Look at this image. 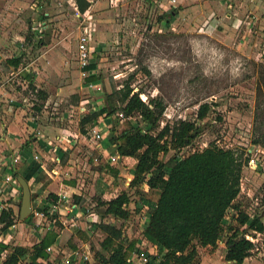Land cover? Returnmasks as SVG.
Segmentation results:
<instances>
[{
    "label": "rangeland",
    "instance_id": "rangeland-1",
    "mask_svg": "<svg viewBox=\"0 0 264 264\" xmlns=\"http://www.w3.org/2000/svg\"><path fill=\"white\" fill-rule=\"evenodd\" d=\"M91 1L92 13L83 21L76 15L75 0H0V88L15 93V110L20 109L23 125L29 130L22 135L23 139L39 147L37 136L43 132L32 126L33 120L39 126L78 133L80 110L94 112L106 102L120 105L118 92L126 85L140 93L146 103L152 98L164 102L161 128L178 120L197 121L200 105L209 103L208 118L201 123L204 130L178 155L187 157L211 144L246 152L257 165L253 168L249 161L244 167L237 204L249 217H259L264 224V0H225L229 9L216 23L215 17L209 16L210 12L205 9V0H176L175 4L170 0ZM172 8H180L179 17L168 27L163 14ZM43 16L47 17L45 21ZM85 28L96 32L95 52L91 51L98 67L97 76L103 81L99 92L87 88V75L82 73L79 64L78 45ZM98 46L103 47L98 50ZM16 57L22 58L20 67L9 68L6 61ZM28 75L34 77L33 86L45 92L47 98L29 87ZM111 94L109 100L106 96ZM136 119L141 121L138 116L129 119L117 114L112 119V127L121 133ZM12 136L8 135L7 128L0 131V170L7 167L5 153L11 151V157L21 149L20 143L13 145L18 141L16 135ZM6 137L12 145L4 141ZM85 142L89 144L88 140ZM85 142L77 144L79 151H73L76 158L71 160L75 165H69L66 158L60 166V172L73 168L69 173L73 179L69 181L85 186L86 194L79 205L90 213L100 214L103 209L98 206L99 199L108 200L127 191L131 196L128 207L132 215L116 226L129 242L144 243L137 250L160 258L158 249L143 231L149 211L136 210L141 198L145 202L155 201L158 192L145 193L140 183L127 187V179L123 177L113 182L103 174L104 169L110 166L128 174L134 162L123 164L121 160L113 167L95 144ZM175 154L170 152L163 157L164 161L168 162ZM5 178L0 176V202L10 206L18 198L4 190ZM96 179L98 187L102 186L100 193L93 189ZM21 202L22 193L20 207L15 212L16 228L10 237H13L12 252H22L36 244L47 228H36L34 218L33 226H20L23 224L19 219ZM234 213L230 211L228 220L242 232L246 227L232 220ZM86 216L77 222H86ZM60 224L58 221L56 231L64 228ZM102 235L100 230H94L82 240L100 253L97 249L102 250L100 246L105 238ZM245 236L254 243V249L244 264H264V232H249ZM195 247L196 264H228L224 239L216 247H201L197 242ZM102 252L108 256L106 251ZM63 258L61 253L54 254L50 261H40V264H63ZM0 264L4 261L0 260ZM22 264L29 263L26 260ZM96 264L103 263L98 260Z\"/></svg>",
    "mask_w": 264,
    "mask_h": 264
},
{
    "label": "trees",
    "instance_id": "trees-1",
    "mask_svg": "<svg viewBox=\"0 0 264 264\" xmlns=\"http://www.w3.org/2000/svg\"><path fill=\"white\" fill-rule=\"evenodd\" d=\"M75 3L81 13L91 6L88 0H76ZM179 9L172 8L163 14L166 26L170 27L178 19ZM41 18L42 21L47 19L45 16ZM6 63L17 69L22 63V58L8 59ZM96 68L97 63L91 62L85 69L91 72ZM27 78L29 87L38 94L41 93L33 86L34 77L28 75ZM86 81L87 84H96L101 82V78L92 74ZM118 94L120 105L106 102L100 110L82 119L80 130L86 133L85 128L88 125H96L101 117H111L117 113L122 114L124 118L132 119L138 116L141 119H136L121 133H117L115 128L112 129L107 141L121 160H137L135 170L138 175L131 186L146 181L150 192L160 191L157 203L151 204L144 226V234L156 246L160 258L144 252L149 258L147 264H196L195 242L201 247H216L223 239L226 244V262L244 264L254 249V243L245 235L249 232H264L261 219L249 217L237 204L244 167L248 165L250 156L247 157L246 152L211 144L202 151L180 157L178 153L191 146L204 130L201 123L208 118L211 104L200 105L198 122L178 120L161 128V119L166 109L162 100L152 98L146 103L141 94L135 93L129 85L119 90ZM112 95L106 97L110 100ZM27 146L28 144H25L22 149ZM172 151L177 154L165 162L163 157ZM22 162L21 170L12 169L13 178L23 177L28 183H33L31 189L44 182L45 171L33 156L30 159L24 157ZM106 169L115 177L119 175V169L110 166ZM52 197L57 200L55 195ZM142 200L145 202L144 198ZM97 202L103 209L100 212L101 220L109 216L120 221H128L131 218L132 212L128 209L131 196L127 191L109 201L99 199ZM231 210L235 212L232 220L246 227L244 231L239 232L230 224L228 215ZM32 217L29 216L24 223L30 224ZM0 222L3 224V233L15 225L11 207L2 212ZM96 229L106 233L101 247L108 253L106 257L96 254L97 260L103 264H135L132 257L134 254H141V251L136 249V241L129 242L122 229L114 225L98 224ZM82 237L86 239L85 235ZM52 244L54 242L45 236L29 250L14 251L6 257L5 264H21L22 258L29 254V264H40V260L50 259L47 250ZM9 249V246L0 244V255Z\"/></svg>",
    "mask_w": 264,
    "mask_h": 264
},
{
    "label": "crops",
    "instance_id": "crops-1",
    "mask_svg": "<svg viewBox=\"0 0 264 264\" xmlns=\"http://www.w3.org/2000/svg\"><path fill=\"white\" fill-rule=\"evenodd\" d=\"M88 1L92 3L91 0H88ZM205 9L207 10V12H210L209 16L215 17L214 23H216L218 19H220L222 16H224L227 13L229 8L226 7L225 0H205ZM257 9H260L259 5L257 6ZM173 29L177 30V27L174 26ZM92 35H93L92 41L90 42L89 47H90V50L94 51L96 32H92ZM102 47L103 46H100L98 50H100ZM94 52L92 53V55L94 54ZM91 62H95L93 59V56H92ZM9 68H12V66L9 65ZM81 70L83 71L82 72L83 74L87 75V77L92 74L98 75V67L94 71H91V72H87L86 69L83 70L82 68ZM0 77H2V75ZM35 81L36 80L34 79V82ZM96 84L102 87L103 81L101 80L100 83H96ZM40 94L44 96L43 97L44 99L47 98V94L45 92L43 93L41 92ZM15 99H16V96H15V93H13V90L11 91L8 89L0 88V120L1 119L3 120V123L0 125V131L6 130L7 128L8 135L17 136L16 140L18 142H13V145L14 146L19 145L20 143V146H21L20 151L14 152L13 156L11 157H10V155L12 154L11 151L5 153L7 167L1 168L0 176L1 177L2 176L3 177L12 176L11 175L12 169L17 168L21 170L23 166L22 160H24V157L26 159H30L32 156L34 158L35 156L38 157L37 161L41 164L42 169L45 171V174H46L44 182L33 186V188L31 189L32 210H33L32 211V216H33L32 222L30 224H25L24 221H21L23 224H20V226H23V227L28 226V225L33 226V218L36 220L34 224L36 228L47 226L46 233L42 238H44L45 236H48L51 239V241L54 242V244H52L47 250V252L50 255V259L46 261H50L54 257V254L61 253V255H63L64 257L63 264H66V259H67V256L69 255L71 256V258L69 259L70 264H96L98 263V260L95 258L96 254H101L105 256L104 253L102 252L103 249L101 250L98 247L97 251L100 253L94 252V250H92V248H90L89 245L82 240V236L85 235L87 238L88 237L87 235H89L94 230H100L103 234L102 236L103 237L105 236L106 238L107 236L106 233H104L101 229H96V225L105 224V225L116 226L117 223H121L125 221H120L111 216L106 217L103 220H101L100 214H98L97 212L89 213L88 210L84 208V206L82 205L80 206L79 204L81 202V199L86 194V192L84 191L85 186H80L75 181H69V179H73V177H71L69 174L71 173L70 171H73V168L69 167L68 170H66L65 172H60L61 171L60 166L62 165V163L64 162L66 158H69V162H68L69 165H72V164L75 165V163L71 160L72 158L73 159L76 158V154H73V151L75 149L79 151L80 149L77 148V144L80 145V143L85 142L87 140L89 144L96 145V149L99 151V153L103 155V157H106L107 160L109 159L108 161H109V164H111V166L114 167V165L119 164L121 161L120 156L113 152V148L109 146L108 141H107L109 133L111 132L112 129H114L112 127L114 126L112 119L115 115L111 117L110 116L101 117L96 123V125H91V127L85 128L86 133H82L81 130L78 133L76 132L72 133L70 130H67L65 128L59 129V128H53L50 126L48 127L39 126V125H36V123L33 120L32 126H34V128L36 129L37 128L42 129V132H43V134L41 133L40 135L37 136L36 143L39 145L38 147L35 143H29L23 139L22 135L29 133L28 132L29 130L23 125L24 116L20 113L19 111L20 109L15 110V107L17 106ZM103 106L104 105L99 107L98 110H100ZM37 110L40 111L41 109H37ZM83 110L86 111V108H82L80 110L82 112L80 123L85 116H88L90 113H92V112L87 113V111L83 112ZM92 128H96L98 131L101 132V134L103 135V139L101 141L98 142V141L93 140L92 138L86 139L85 135ZM5 139L6 140L4 141L6 142L9 141L8 140L9 137H6ZM7 143L12 145L10 142H7ZM85 143L87 144V142ZM25 144H28V146L25 149H22V146H24ZM12 149L13 148H11L10 150ZM112 158H117V161H112ZM95 161L97 162L96 159ZM131 161L134 162L133 168H131L132 170H130L128 174L125 173L123 170H119V175L117 177L115 176L113 177L112 175L108 174L109 171L107 169H104L103 174L106 175L108 178H110L113 182L116 181L115 178L123 177L127 179L126 184H125L127 187H136L137 184L131 186V183L133 182L135 177L138 175V173H136V170H135L136 165H137V160L134 158H128V159L122 160L123 164L126 162H131ZM19 163H21V166H17ZM98 169L101 172V168H98ZM96 181L97 183H95L96 185L95 184L93 185V189L95 192L100 193L102 186L99 185L98 187V179H96ZM32 184L33 183H29L30 188ZM140 184H141L140 189H142L145 193L150 192L146 181L140 182ZM21 189L22 188H20V185L18 186V188L16 187V189H12L11 187L4 188L5 191L6 190L11 191V194L14 197L18 198L17 200H15L17 203H14L13 201V203H11L10 206H7V207L12 208L14 212V218L16 217L15 212H16L17 206L18 208L20 207V204L18 203H19V197L21 198V193H22ZM157 192L160 196V191H157ZM63 194L68 196V200L60 202L61 201L60 196ZM52 195H55V197H57L56 201L52 197ZM117 196L118 195H116L115 197ZM159 196L157 200L152 201V202L148 201V203L144 201L142 202V198H141L140 205L138 206L136 205L137 206L136 210L137 208L138 209L140 208L141 210L146 208L149 211L151 204L152 205L156 204L159 199ZM111 199L113 198H109L106 201H109ZM72 200H74V202L78 201L79 203L77 202L76 204H73L71 203ZM1 204L5 206V204L3 203ZM34 204L37 205L36 208L33 207ZM55 206L58 207V210H54ZM35 211H40V212L45 213L46 218L41 219V218L34 217L33 214ZM1 214L2 213H0V216ZM19 215H20V212H19ZM85 215H87L85 217L86 222H84L83 220L77 222L78 219L84 217ZM146 216L148 220L149 212L146 213ZM58 221L61 223L59 225L60 228H62V225L64 226V228L60 229L59 231H56V229H58L57 227ZM16 223L17 222L15 221V225ZM87 223L89 224V227ZM2 228H3V224L0 222V244L7 245L10 247V241L13 238V237L10 238L13 232L12 228H10L8 232L6 233L2 232ZM105 238L102 239V242L104 241ZM41 239H39V241L36 244H38L41 241ZM136 242H137L136 247L137 246L140 247L144 245V243H142L141 245V240H137ZM33 246H31L30 248H27L26 250L31 249ZM11 249L12 248L10 247L8 251H5L1 253L0 255V260H3L4 264H5L6 257L13 253ZM29 255H26L24 258H22L21 264L26 260L27 262H29L27 259ZM85 256H88L89 259L86 260L84 258ZM40 261H45V260H40Z\"/></svg>",
    "mask_w": 264,
    "mask_h": 264
},
{
    "label": "built area",
    "instance_id": "built-area-1",
    "mask_svg": "<svg viewBox=\"0 0 264 264\" xmlns=\"http://www.w3.org/2000/svg\"><path fill=\"white\" fill-rule=\"evenodd\" d=\"M159 2H163L164 0H158ZM171 4H175L176 0H170ZM76 11V15L79 19H82L83 21H85L86 19L90 18V15L92 13L91 8L89 7L84 13H81L77 8H75ZM251 24H256V22H252ZM92 32L88 31L87 28H85V32L84 34L81 36L80 40H79V45H78V57H79V64L80 67L84 70L85 68H87L90 64H91V60H92V51L90 50V42L92 41ZM87 88L89 90L92 91H102V87L100 85H97L93 82H90L87 84ZM87 111V110H86ZM85 110H83V112H86ZM119 117L123 118V115L120 113H117ZM86 139L87 138H92L95 141H101L103 139V135L101 134L100 131H98L96 128H92L90 129L89 132H87V134L85 135ZM250 159V158H249ZM35 160H38V157L35 156ZM112 161H117V158H112ZM250 161V160H249ZM250 166L251 167H256V163L255 160H251L250 161ZM3 186L4 187H11L12 189H16V187L18 188L19 183L18 181L13 178L12 176H7L4 179L3 182ZM61 201H66L68 200V196L67 195H61ZM78 201L74 202V200L71 201V203L76 204ZM70 203V202H69ZM6 208H8L7 206H3L0 202V213H2ZM54 210H58V207L55 206ZM89 212V210H88ZM90 213V212H89ZM36 218H41V219H45L46 218V214L40 211H35L33 214ZM16 225L12 226V229H15ZM71 258V256H67L66 259V264H70L69 259ZM86 260L89 259L88 256L84 257ZM149 261V258L144 255V252H141V254H136L134 256V258L132 259V262L135 264H147Z\"/></svg>",
    "mask_w": 264,
    "mask_h": 264
},
{
    "label": "water",
    "instance_id": "water-1",
    "mask_svg": "<svg viewBox=\"0 0 264 264\" xmlns=\"http://www.w3.org/2000/svg\"><path fill=\"white\" fill-rule=\"evenodd\" d=\"M18 183L22 188V205L20 220L25 221L32 214V192L29 183L23 178L18 177Z\"/></svg>",
    "mask_w": 264,
    "mask_h": 264
}]
</instances>
